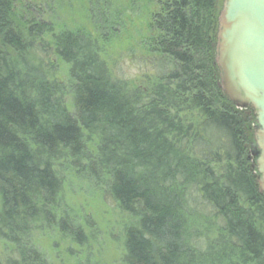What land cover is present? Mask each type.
<instances>
[{
  "label": "trees",
  "instance_id": "1",
  "mask_svg": "<svg viewBox=\"0 0 264 264\" xmlns=\"http://www.w3.org/2000/svg\"><path fill=\"white\" fill-rule=\"evenodd\" d=\"M99 1L80 2L113 32ZM31 2L0 0V264H48L31 240L56 217L67 230V176L134 220L124 264H264L256 115L225 96L215 61L223 0H154L155 72L140 85L110 76L89 32L53 34ZM40 54L67 67L66 83Z\"/></svg>",
  "mask_w": 264,
  "mask_h": 264
},
{
  "label": "rangeland",
  "instance_id": "2",
  "mask_svg": "<svg viewBox=\"0 0 264 264\" xmlns=\"http://www.w3.org/2000/svg\"><path fill=\"white\" fill-rule=\"evenodd\" d=\"M80 1L32 0L31 3L42 12L41 20L51 24L53 34L74 31L88 35L89 32L98 44L100 60L113 79L140 85L143 75L155 72V51L153 48L149 50L148 44L153 35L151 16L156 10L154 0H100L98 5L103 4L109 10L111 16L108 15V19L116 29L113 32L100 29V18L93 11L92 3L88 5ZM86 8L87 12L84 11ZM39 57L45 64L52 63L51 72L59 82L66 83L68 69L62 62L52 55L40 54ZM65 101L68 111L73 113L70 98L66 97ZM252 158L250 149L248 160ZM250 167L254 171L251 163ZM64 192L66 205L61 206L60 216L68 225L67 230L62 231L64 229L56 217L51 227L34 232L31 246L43 255L48 264H124L125 229L134 220L108 200L102 190L76 176H67ZM203 213L206 215L207 211ZM77 228L83 236L81 244L72 236ZM211 233L216 234L215 228ZM1 254L4 252L0 242Z\"/></svg>",
  "mask_w": 264,
  "mask_h": 264
},
{
  "label": "water",
  "instance_id": "3",
  "mask_svg": "<svg viewBox=\"0 0 264 264\" xmlns=\"http://www.w3.org/2000/svg\"><path fill=\"white\" fill-rule=\"evenodd\" d=\"M215 61L225 96L256 115L250 149L264 194V0H223Z\"/></svg>",
  "mask_w": 264,
  "mask_h": 264
},
{
  "label": "flooded vegetation",
  "instance_id": "4",
  "mask_svg": "<svg viewBox=\"0 0 264 264\" xmlns=\"http://www.w3.org/2000/svg\"><path fill=\"white\" fill-rule=\"evenodd\" d=\"M251 160V165H252V167H253V169H254V172L256 173V180H257V178H258V173H257V170H256V168H255V162H253L255 159L254 158H252V159H250ZM257 184H258V182H257Z\"/></svg>",
  "mask_w": 264,
  "mask_h": 264
}]
</instances>
